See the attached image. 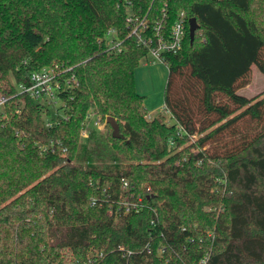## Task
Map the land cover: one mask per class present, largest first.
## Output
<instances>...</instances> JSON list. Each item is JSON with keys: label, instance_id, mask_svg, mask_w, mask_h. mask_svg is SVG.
<instances>
[{"label": "trees", "instance_id": "16d2710c", "mask_svg": "<svg viewBox=\"0 0 264 264\" xmlns=\"http://www.w3.org/2000/svg\"><path fill=\"white\" fill-rule=\"evenodd\" d=\"M181 13L182 48L163 57L170 118H149L135 69ZM252 67L264 74V0H0V264H264V92L239 94ZM42 69L77 83L61 117L16 91ZM91 115L116 133L85 143ZM123 179L150 194L114 220Z\"/></svg>", "mask_w": 264, "mask_h": 264}, {"label": "built area", "instance_id": "2783aa9c", "mask_svg": "<svg viewBox=\"0 0 264 264\" xmlns=\"http://www.w3.org/2000/svg\"><path fill=\"white\" fill-rule=\"evenodd\" d=\"M185 15L181 13L177 21L173 24L168 38L164 39L160 34L161 26L157 25L154 27V36L156 37L155 45L152 44V39L147 38L144 39L141 34L145 31L147 25L144 21L137 22L132 18L127 19L128 26L131 28V34L137 38V42L139 44L151 45L149 50V55L153 60H158L163 63L164 54H176L180 52L182 48V43L185 35ZM113 36V31L108 32V37ZM111 46L113 49L120 52L121 44L117 41H111ZM77 86V83L72 80H61V75L55 73L52 69H42L37 72H32L28 76V82L26 84H19L15 86L16 91L20 95H27L33 100H35L39 105L50 108L54 110V114H56V110L63 106V103L60 101V94L72 87ZM9 101V97L0 95V111L3 112L4 118L7 116L5 114L6 104ZM16 113H19L17 110ZM55 116L61 117V114H56ZM89 122L84 130L81 131L80 137L85 143L91 145L94 143L98 134L103 133L105 131V121H103L99 116L91 115L89 117ZM47 126H51V123H47ZM58 143L50 142L47 145H41L40 150L42 152L46 150H51L54 152L55 145ZM58 151L60 155L64 156L66 153V148L58 144ZM133 188L130 183L126 180H121V199L118 200L117 206L115 209H108L107 215L109 217H113L114 220L118 219L120 215H127L130 212L138 213L142 211L145 207L144 198H149L150 190L147 189L145 194H131L130 191ZM95 201H93L94 204ZM149 246H146V250L150 253ZM123 251L122 248L119 249ZM165 253V249L158 248V256H162ZM131 252L123 253V256H129ZM95 262L94 260H89L85 264H91ZM164 264H168L166 261Z\"/></svg>", "mask_w": 264, "mask_h": 264}, {"label": "rangeland", "instance_id": "374dc122", "mask_svg": "<svg viewBox=\"0 0 264 264\" xmlns=\"http://www.w3.org/2000/svg\"><path fill=\"white\" fill-rule=\"evenodd\" d=\"M135 85L139 95L145 98V107L147 108L149 118L163 115L169 120V114L164 110L163 96L167 82L168 71L165 64L158 60H153L150 55L140 62L135 69ZM264 92V74L257 71L255 67L251 68L249 84L239 90V94L251 98ZM54 114V111H51ZM59 114H61L59 112ZM241 128L242 125L240 126Z\"/></svg>", "mask_w": 264, "mask_h": 264}, {"label": "water", "instance_id": "95a60500", "mask_svg": "<svg viewBox=\"0 0 264 264\" xmlns=\"http://www.w3.org/2000/svg\"><path fill=\"white\" fill-rule=\"evenodd\" d=\"M188 24H189V31H188L189 32V38H190V41L192 42L194 39L195 31L198 29V25H197L196 20L194 18L190 19L188 21ZM105 123L111 127V129L113 130V134H115L117 131V125H116L114 119L107 118L105 120Z\"/></svg>", "mask_w": 264, "mask_h": 264}]
</instances>
